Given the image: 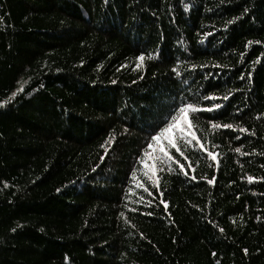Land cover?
<instances>
[{
  "label": "trees",
  "instance_id": "1",
  "mask_svg": "<svg viewBox=\"0 0 264 264\" xmlns=\"http://www.w3.org/2000/svg\"><path fill=\"white\" fill-rule=\"evenodd\" d=\"M5 101L0 264H264V0H0Z\"/></svg>",
  "mask_w": 264,
  "mask_h": 264
},
{
  "label": "snow or ice",
  "instance_id": "2",
  "mask_svg": "<svg viewBox=\"0 0 264 264\" xmlns=\"http://www.w3.org/2000/svg\"><path fill=\"white\" fill-rule=\"evenodd\" d=\"M228 23H231L229 21ZM251 43V42H250ZM259 43V42H257ZM138 59L142 60L143 57H138ZM195 67V66H193ZM175 72L176 69H173ZM179 75V73H177ZM249 79H251V73H249ZM19 91V89H18ZM13 96L16 95V93L12 94ZM224 99H227L228 97H223ZM203 99L206 100H215L217 99L214 96H205ZM3 103L0 102V106H3ZM221 107L218 103H213L210 107L207 108H201L197 107L192 103H185L181 102L179 104L174 105L173 107L165 109L161 113V119L157 125L158 131L156 129L153 130V134H151V142L147 143V147L149 149L157 148L159 155H153L152 159L153 161H159L160 165H165L169 161L173 160V155L170 154L172 149L179 150L178 143L175 139V134L177 132L180 133V135L183 137L185 133H188L192 136V139L195 140L196 143H200V141L195 137V134L192 133V129L195 126L193 123V120L190 116V113L200 112V111H212L213 109H219ZM215 127H225V128H231V124H225V125H214ZM241 131H244V129H241ZM236 151H239V149H236ZM145 156L148 155V153L144 154ZM208 155L215 160L216 156L215 154L209 152ZM138 161L143 163V160L141 157L138 156ZM163 171V167H160L157 169L155 163L153 164V170L151 172V176L156 175V171ZM186 174V173H185ZM133 179H135V176L133 175ZM252 178L249 177V180ZM158 183V178L157 181ZM212 181L209 180V183ZM143 187V185H141ZM145 191H148L147 188L144 189ZM151 195V193H149Z\"/></svg>",
  "mask_w": 264,
  "mask_h": 264
},
{
  "label": "rangeland",
  "instance_id": "3",
  "mask_svg": "<svg viewBox=\"0 0 264 264\" xmlns=\"http://www.w3.org/2000/svg\"><path fill=\"white\" fill-rule=\"evenodd\" d=\"M154 149V148H153Z\"/></svg>",
  "mask_w": 264,
  "mask_h": 264
}]
</instances>
